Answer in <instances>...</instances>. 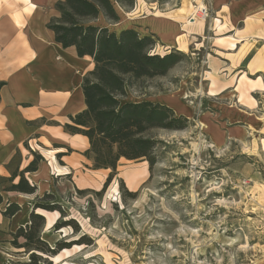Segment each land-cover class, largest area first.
Segmentation results:
<instances>
[{"label":"rangeland","instance_id":"obj_1","mask_svg":"<svg viewBox=\"0 0 264 264\" xmlns=\"http://www.w3.org/2000/svg\"><path fill=\"white\" fill-rule=\"evenodd\" d=\"M197 6H202V0H136L125 9L127 14L119 11L130 20L148 14L185 18L192 13L195 19ZM149 36L156 42L154 52H162L156 36ZM183 53L184 60L166 76L146 81L131 92L136 100L146 99L147 94L169 97L190 116H184L190 123L185 129L153 131L161 141L155 151L159 162L152 170L149 166V177L137 190H131L124 178H114L102 196L80 195L72 179L54 176L55 201L66 210L65 219H76L80 234L93 239L92 245H75L61 252L53 258L54 264H264V96L249 91L246 96L248 88L243 83L223 90L214 85L223 72L211 69L212 57L218 55L210 53L209 44ZM235 74L231 68L227 76ZM228 112L251 116V125L236 123L248 127L244 141L226 134L225 142L217 143L201 120L208 114L222 134ZM35 153L45 151L37 148ZM144 163L121 162L126 171ZM120 180L139 192L137 199H123ZM129 182L134 185L135 180L129 178ZM51 216L54 223L43 231L47 241L55 244L61 238L79 237L71 227L54 231L60 213ZM4 247L11 253L2 264L28 260L11 244L0 245V250Z\"/></svg>","mask_w":264,"mask_h":264},{"label":"crops","instance_id":"obj_2","mask_svg":"<svg viewBox=\"0 0 264 264\" xmlns=\"http://www.w3.org/2000/svg\"><path fill=\"white\" fill-rule=\"evenodd\" d=\"M58 1L0 0V82L4 83L0 90V178L21 173L34 160L37 148L45 151L42 156L46 159L37 171L25 173L29 182L37 186L35 193L2 192L0 245L10 244L12 233L28 221L33 201L45 193L54 194V176L72 179L78 189L97 190L112 172L95 168L93 154H87L89 139L65 128L72 122L71 117L86 108L83 83L95 64L90 56L80 57L75 47H63L48 28V23L59 16ZM198 7L195 19L192 13V17L185 18L148 14L130 20L120 12L121 20L108 26L117 31L132 28L142 36L155 35L164 48L162 52L157 50L162 55L173 49L190 52L209 44L210 53L218 55L212 57L211 69L217 74L223 72L216 76L214 85L223 90L243 83L248 88L246 96L248 91L264 96V0H202ZM120 10L127 14L125 9ZM100 22L104 23V18ZM231 68L236 74L228 78ZM146 97L170 106L177 116L190 118L184 107L169 97ZM201 120L221 144L226 134L241 141L247 139L248 127L236 123L253 122L249 113L228 112L222 124L227 129L220 134V126L213 125L208 114ZM122 160L115 179L124 178L131 190H137L149 177V163L126 171ZM19 178L14 182L18 183ZM129 178L135 180L134 185ZM12 202L21 210L6 217L3 211ZM39 211L47 218L46 226L54 223L51 215L56 212ZM9 253L8 247L1 248L0 264L8 260Z\"/></svg>","mask_w":264,"mask_h":264},{"label":"trees","instance_id":"obj_3","mask_svg":"<svg viewBox=\"0 0 264 264\" xmlns=\"http://www.w3.org/2000/svg\"><path fill=\"white\" fill-rule=\"evenodd\" d=\"M136 0H60L56 4L59 16L54 17L48 28L55 34V39L63 47H75L80 57L90 56L94 69L90 71L83 83L86 108L71 117V123L65 125L68 132L82 134L89 139L95 168L111 169L101 191H85L102 196L118 173L122 159L146 160L150 170L159 162L156 149L161 143L155 130H182L189 126L188 118L177 116L174 109L151 99L136 100L132 91L141 88L151 79L166 76L185 54L172 50L164 55L154 52L155 40L142 36L137 30L126 28L120 31L108 26L121 20L119 8L130 9ZM104 18V23L100 19ZM4 83L0 82V90ZM1 99V97H0ZM34 160L21 172H14L11 177L0 178V205L3 203L4 191H17L33 194L37 190L25 177L26 172L38 170L43 156L33 152ZM19 176L18 183L15 179ZM123 199L135 200L138 191H131L124 180H120ZM21 210L17 203H9L3 215L13 217ZM59 212L52 229L61 230L71 227L78 235L81 227L74 218L67 217L66 210L55 201L53 193H45L37 198L32 206L28 221L21 224L12 233L10 244L18 254L28 256L26 261H9L7 264H54L53 258L64 249L75 245H92L93 239L86 233L78 238H61L51 245L43 237L47 218L40 212Z\"/></svg>","mask_w":264,"mask_h":264},{"label":"bare ground","instance_id":"obj_4","mask_svg":"<svg viewBox=\"0 0 264 264\" xmlns=\"http://www.w3.org/2000/svg\"><path fill=\"white\" fill-rule=\"evenodd\" d=\"M195 10V9H194ZM197 11V10H196Z\"/></svg>","mask_w":264,"mask_h":264}]
</instances>
